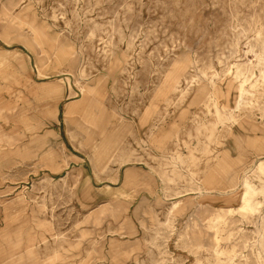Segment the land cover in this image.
I'll use <instances>...</instances> for the list:
<instances>
[{
    "label": "rangeland",
    "instance_id": "rangeland-1",
    "mask_svg": "<svg viewBox=\"0 0 264 264\" xmlns=\"http://www.w3.org/2000/svg\"><path fill=\"white\" fill-rule=\"evenodd\" d=\"M260 163L264 0H0V264H264Z\"/></svg>",
    "mask_w": 264,
    "mask_h": 264
},
{
    "label": "bare ground",
    "instance_id": "bare-ground-1",
    "mask_svg": "<svg viewBox=\"0 0 264 264\" xmlns=\"http://www.w3.org/2000/svg\"><path fill=\"white\" fill-rule=\"evenodd\" d=\"M245 82H246V80H243V82L240 85V89H239L240 94H242L243 91L245 90ZM259 169L264 173V164L263 163L259 164ZM244 189L245 190H244V195H243V206H242V208L247 209V210L250 209V210L256 211L259 204L261 203V201L255 199L257 192L253 189L251 183H249L248 181H245Z\"/></svg>",
    "mask_w": 264,
    "mask_h": 264
}]
</instances>
